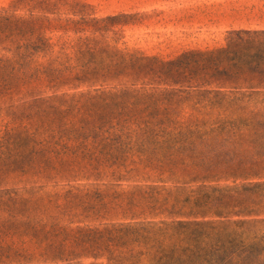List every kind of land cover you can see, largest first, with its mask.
<instances>
[{
    "label": "trees",
    "instance_id": "16d2710c",
    "mask_svg": "<svg viewBox=\"0 0 264 264\" xmlns=\"http://www.w3.org/2000/svg\"><path fill=\"white\" fill-rule=\"evenodd\" d=\"M61 23L0 15V43L8 42L0 47V93L87 87L80 95L95 94L82 126L51 136L50 157L37 153L29 169L67 183L104 178L120 187L153 173L181 187L200 185L184 196L181 187L128 186L113 197L123 223L73 232L54 219L43 235L39 209L80 208L92 194L69 184L49 194L0 191V264L87 257L105 264H264V31H232L217 49L161 62L110 48L84 18ZM43 25L72 39L47 37ZM192 101L196 115H187L182 105ZM221 181L233 186H206ZM165 214L201 220L145 221Z\"/></svg>",
    "mask_w": 264,
    "mask_h": 264
},
{
    "label": "rangeland",
    "instance_id": "374dc122",
    "mask_svg": "<svg viewBox=\"0 0 264 264\" xmlns=\"http://www.w3.org/2000/svg\"><path fill=\"white\" fill-rule=\"evenodd\" d=\"M226 5L224 0H0V15L8 13L24 19L30 16L45 17L52 25L65 20L78 22L80 18H84L87 20L86 29L89 33L100 31L99 36H103L110 48L168 62L188 51H209L222 46L227 34L236 31L224 24L226 18L223 17V12ZM42 31L47 37L54 39L64 40L67 36L72 39L71 33L52 30L47 25H43ZM7 43L1 40L0 47ZM89 90L87 87L74 90L66 87L58 90L40 87L34 91L0 93V191L33 188L49 194L54 190L67 188L69 184L80 188L82 192L87 190L92 194L81 203L80 208L67 207L60 211L51 207L39 209L35 216L42 235L48 231V226L54 219L62 228H69L73 232L76 228L101 230L108 225L123 223L122 217L114 209L113 197L128 186L151 185L164 187L166 191L172 192L181 187L180 184L170 181L169 176L153 173L140 177L142 179L120 183V187H113L104 178L99 182L77 180L67 183L55 179L54 174L48 175L41 173L39 169H29L35 167L37 153L44 151L43 159L50 157L49 152L53 149L51 136L64 130L79 129L88 115H91L88 100L95 94L80 95L90 92ZM53 109H57L55 114H51ZM195 109L194 101L182 105V110L187 115H196ZM199 185L189 184L178 190L184 189L181 191L184 196L187 191L198 188ZM206 186L231 187L233 183L221 181L207 183ZM95 192L103 194L105 200L93 195ZM82 196L83 194L80 197ZM101 204H106L109 208H102ZM85 205L89 210L83 212ZM59 212L64 213L58 215ZM181 216H147L149 219L145 221L169 224L201 220ZM105 263L103 258L94 260L87 257L57 263L38 260L31 264Z\"/></svg>",
    "mask_w": 264,
    "mask_h": 264
},
{
    "label": "crops",
    "instance_id": "0c3cea01",
    "mask_svg": "<svg viewBox=\"0 0 264 264\" xmlns=\"http://www.w3.org/2000/svg\"><path fill=\"white\" fill-rule=\"evenodd\" d=\"M224 1L227 2L223 12L224 24L236 31H264V0Z\"/></svg>",
    "mask_w": 264,
    "mask_h": 264
}]
</instances>
